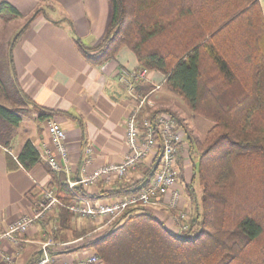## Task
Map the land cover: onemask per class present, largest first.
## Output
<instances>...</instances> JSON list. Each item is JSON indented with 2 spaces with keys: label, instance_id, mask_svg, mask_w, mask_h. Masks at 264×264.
<instances>
[{
  "label": "trees",
  "instance_id": "1",
  "mask_svg": "<svg viewBox=\"0 0 264 264\" xmlns=\"http://www.w3.org/2000/svg\"><path fill=\"white\" fill-rule=\"evenodd\" d=\"M108 4L101 41L86 47L75 39L81 54L89 61L105 62L128 48L139 68L162 74L169 91L192 113L212 122L203 140L190 144L196 154L189 155L188 183L179 161L180 181L193 204L189 229L175 234L152 209L139 207L126 210L108 230L88 240L90 230L75 229L71 213L61 207L63 232L54 239L85 238L70 250L93 249L101 264H264V20L258 1L108 0ZM19 17L10 4L0 2V19ZM24 29L7 51H0V95L15 105L0 103V144L6 147L12 129L22 120L20 108L28 102L12 61L13 45ZM147 111L142 110L140 120L166 111L182 125L171 111ZM53 114L41 109L39 118ZM17 161L25 170L40 161L31 141L22 145ZM140 171L143 179L131 185L119 182L117 191L96 197L136 191L152 176L151 169ZM54 175V189L63 204L78 195L90 197L81 187L69 190L61 173ZM186 234L193 236L185 238Z\"/></svg>",
  "mask_w": 264,
  "mask_h": 264
},
{
  "label": "crops",
  "instance_id": "2",
  "mask_svg": "<svg viewBox=\"0 0 264 264\" xmlns=\"http://www.w3.org/2000/svg\"><path fill=\"white\" fill-rule=\"evenodd\" d=\"M2 1L18 11L20 17L17 19H23L24 25L14 36L25 26L13 45L12 61L20 91L27 98L26 108L31 115L28 116L27 130L21 132L20 122L12 129L10 144L7 147L0 144V234L13 221L31 214L39 200L41 188H54L56 185L54 174L58 172H53L46 163V152L52 149L47 132L49 120L56 122L66 135L68 166L61 174L68 185L77 183L97 168L122 162L127 152L124 121L135 102L119 82V72L121 69L139 68L135 54L127 48L117 51L114 59L98 62L87 60L77 47L75 39L86 47H94L101 41L109 17L108 0ZM257 1L264 20V0ZM30 18L32 20L28 23ZM149 79L138 85L140 96H145L152 103L153 110L171 111L165 93L160 92L164 85L163 75L150 72ZM155 85H159V89L152 91ZM148 87H151L149 91ZM41 109L54 114L40 119ZM186 133L188 148L179 158L184 183H188L192 177L188 151L193 138L189 132ZM26 141H31L40 155V161L30 170L23 169L17 161V155ZM88 148L92 149L90 155L86 152ZM136 175L128 184L139 180ZM119 182L124 181L115 182L105 191L102 178L93 188L86 189L77 184L74 187H81L91 197L84 196L86 198L102 200L119 197H96L100 193L117 191L120 189ZM58 212L59 208L45 219L38 220L19 238L22 249L14 264H33L39 258L41 244L49 236L48 229L54 232L53 241L58 249L51 252L53 257L74 260L94 251L90 248L70 250L73 245L69 243L76 240L62 242L54 239L63 232ZM76 222L81 224L77 226ZM104 223L101 218L91 220L72 216L71 219L75 229H84L85 224H90L96 227V231L101 230L99 234L109 229ZM54 227L56 230H53ZM80 239L86 242L85 238ZM78 243L75 244L82 245V242ZM0 249L4 254H10L16 247L4 239L0 241Z\"/></svg>",
  "mask_w": 264,
  "mask_h": 264
},
{
  "label": "built area",
  "instance_id": "3",
  "mask_svg": "<svg viewBox=\"0 0 264 264\" xmlns=\"http://www.w3.org/2000/svg\"><path fill=\"white\" fill-rule=\"evenodd\" d=\"M150 72L146 68L121 69L119 72V82L135 102L133 110L124 121L127 152L122 162L97 168L77 183H70L68 188L73 190L76 184L86 189L93 188L102 178L105 191L117 181L130 182L136 174L137 179H143L144 174L140 171L143 167L152 170L148 182L139 186L136 191L110 199L93 200L78 195L76 200L67 205L60 201L54 188H41L39 200L31 214L13 221L0 234V241L7 239L16 247L10 254H4L0 249V264H14L22 249L19 238L35 222L45 219L61 207H65L73 217L91 220L101 218L108 227L128 209L149 208L158 215L162 214L160 219L165 220L167 227L171 226L175 234L189 229V216L185 201H182L184 188L179 169V157L188 148L185 129L175 116L166 111L157 112L154 118L139 119L143 109H154L152 103L145 96L141 97L137 90L139 84L150 80ZM158 89L159 85H155L152 91ZM47 132L52 149L46 152V163L53 172L61 173L68 166L65 132L52 120L47 122ZM86 152L90 155L92 149L88 148ZM53 233L48 229L49 236L41 244L40 256L33 264H101L95 251L74 260L53 257L51 252L58 251L57 244L53 241ZM78 242L83 244L84 240L79 239L69 245L75 246Z\"/></svg>",
  "mask_w": 264,
  "mask_h": 264
},
{
  "label": "rangeland",
  "instance_id": "4",
  "mask_svg": "<svg viewBox=\"0 0 264 264\" xmlns=\"http://www.w3.org/2000/svg\"><path fill=\"white\" fill-rule=\"evenodd\" d=\"M23 19H11L6 20V18L0 19V51H7V46L11 38L14 36V33L18 31L23 26ZM126 48V47H123ZM128 49V48H127ZM162 93H165L164 97L167 98V102L169 104V108L172 109V113H175V115L178 117V119L182 120L183 126L186 128V131L190 133V135L193 138V141H202L204 138V135L206 131L210 128L212 125V122L206 118H203L201 116L195 115L192 113L184 104L182 99H180L177 95L172 93L167 89L165 84L163 85L161 91ZM0 103L7 106V107H15L13 102L11 100L6 99L4 96L0 95ZM165 110V109H164ZM170 111V110H168ZM20 113L22 116V124H21V132L28 129V123H29V115L30 112L26 108V106H23L20 108ZM19 132V133H21ZM19 139V138H17ZM192 150V151H191ZM185 151V150H184ZM193 152V154H196V151L190 147L188 153ZM180 158V157H179ZM184 188V187H183ZM198 191V190H197ZM183 202L185 201V207L186 212H188V216L192 213L193 204L190 202V198L185 194V191L183 193ZM198 195V194H197ZM187 200V201H186ZM162 215V214H161ZM190 221V218H189ZM81 224V223H80ZM78 222H76V225L79 226ZM83 225V224H82ZM84 226V225H83ZM82 226V227H83ZM85 228H88L89 236L87 238L94 239L96 238L100 231H96V227H92L90 224H85ZM170 230L172 229L171 226H169ZM93 231V232H92ZM193 234H186L185 238H191Z\"/></svg>",
  "mask_w": 264,
  "mask_h": 264
}]
</instances>
